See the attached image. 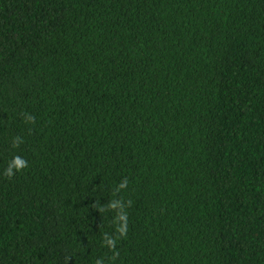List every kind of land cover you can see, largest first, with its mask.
Masks as SVG:
<instances>
[{"label":"trees","instance_id":"1","mask_svg":"<svg viewBox=\"0 0 264 264\" xmlns=\"http://www.w3.org/2000/svg\"><path fill=\"white\" fill-rule=\"evenodd\" d=\"M0 264H264V0H0Z\"/></svg>","mask_w":264,"mask_h":264}]
</instances>
